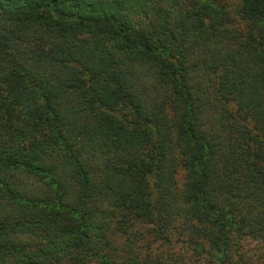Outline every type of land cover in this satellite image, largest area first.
Listing matches in <instances>:
<instances>
[{
	"label": "trees",
	"instance_id": "1",
	"mask_svg": "<svg viewBox=\"0 0 264 264\" xmlns=\"http://www.w3.org/2000/svg\"><path fill=\"white\" fill-rule=\"evenodd\" d=\"M177 240L264 264V0H0V264Z\"/></svg>",
	"mask_w": 264,
	"mask_h": 264
},
{
	"label": "rangeland",
	"instance_id": "2",
	"mask_svg": "<svg viewBox=\"0 0 264 264\" xmlns=\"http://www.w3.org/2000/svg\"><path fill=\"white\" fill-rule=\"evenodd\" d=\"M235 106H237V101H236V99H234V103H233ZM179 176H182V174L180 173V175ZM149 240H152L151 238H146L145 240H142V242L144 243V242H146V241H149ZM119 241L120 242H122V243H124V239L122 238V237H120V239H119ZM176 241V240H175ZM182 240H180V242H179V240H177V243H174V244H172L173 245V247H171V246H168V245H161V244H159L158 242L157 243H155V248H156V250H158V247H160V250H161V253L162 254H165V253H172V252H174V251H176V252H180V253H182V252H184V258H186V259H190V260H188V263H190V264H194V263H196V264H200V262L202 261V260H196V259H194V258H191V256H192V252L190 251V249H189V247H187V245L186 244H184V243H182L181 242ZM257 247V243L256 242H254V241H252V242H250V243H247L246 245H245V248H244V250L243 251H249V250H251V249H254V248H256ZM250 254H252V253H250ZM254 264H260V263H258L259 261L255 258V257H253V261H252Z\"/></svg>",
	"mask_w": 264,
	"mask_h": 264
}]
</instances>
